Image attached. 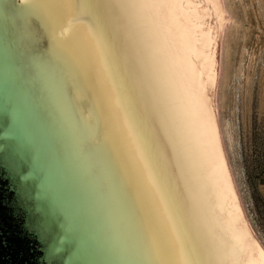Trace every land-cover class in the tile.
I'll return each mask as SVG.
<instances>
[{"label":"water","instance_id":"1","mask_svg":"<svg viewBox=\"0 0 264 264\" xmlns=\"http://www.w3.org/2000/svg\"><path fill=\"white\" fill-rule=\"evenodd\" d=\"M224 0H0V264H264L221 126Z\"/></svg>","mask_w":264,"mask_h":264},{"label":"rangeland","instance_id":"2","mask_svg":"<svg viewBox=\"0 0 264 264\" xmlns=\"http://www.w3.org/2000/svg\"><path fill=\"white\" fill-rule=\"evenodd\" d=\"M236 3L233 22L245 29L228 28L221 125L249 223L264 245V0Z\"/></svg>","mask_w":264,"mask_h":264},{"label":"bare ground","instance_id":"3","mask_svg":"<svg viewBox=\"0 0 264 264\" xmlns=\"http://www.w3.org/2000/svg\"><path fill=\"white\" fill-rule=\"evenodd\" d=\"M225 1V4H226V6H227V14H226V16L225 17H229V18H231V20H230V26H229V28L230 29H233V31L235 30L234 28H236L237 30L239 29V28H243L244 27V29H245V26H243L242 25V21L241 22H238V21H235V22H233L234 20H235V11L237 10V9H239L240 8V6L236 3V0H224ZM240 2V1H239ZM238 2V3H239ZM227 34H228V30H227ZM227 37H228V35H226V40H225V44L227 43V45L228 44H230V43H228L227 41H228V39H227ZM242 37H245V35L243 34L242 35ZM226 45V46H227ZM225 46V47H226ZM230 46V45H229ZM227 48V47H226ZM232 49V48H231ZM230 50V49H229ZM224 54H225V51H224ZM226 95V94H225ZM227 104V103H226ZM231 107V106H230ZM222 126V125H221ZM230 168H232V166H231V163H230ZM245 210V209H244Z\"/></svg>","mask_w":264,"mask_h":264}]
</instances>
